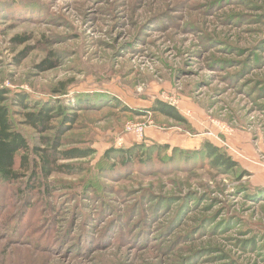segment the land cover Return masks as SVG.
<instances>
[{
	"label": "rangeland",
	"instance_id": "rangeland-1",
	"mask_svg": "<svg viewBox=\"0 0 264 264\" xmlns=\"http://www.w3.org/2000/svg\"><path fill=\"white\" fill-rule=\"evenodd\" d=\"M0 87L31 144L17 94L76 114L45 133L61 150L95 149L50 193L3 184L0 264H264V0H0ZM206 143L237 165L173 151Z\"/></svg>",
	"mask_w": 264,
	"mask_h": 264
},
{
	"label": "trees",
	"instance_id": "trees-1",
	"mask_svg": "<svg viewBox=\"0 0 264 264\" xmlns=\"http://www.w3.org/2000/svg\"><path fill=\"white\" fill-rule=\"evenodd\" d=\"M14 40L18 41L19 44H24L29 41V38L20 36L16 37ZM26 56L27 53H23L21 59L26 58ZM58 65H60L58 62L45 60L41 64V67L42 69L48 70ZM59 91L63 92L64 90L60 89ZM10 93L9 88L0 87V188H4L3 184H15L19 181L26 180V189L28 191L34 192L40 189L43 190L44 193H50L52 188H49L50 182L48 181L51 179L52 175L56 172L66 171L67 169V165L58 163L59 159L87 157L92 155L95 149L87 147L61 150L62 137L59 135L53 138L51 136H46L45 133L54 128V121L60 117L63 119L61 128L64 127V124L67 122H75L76 114L69 115L66 112L69 108L58 106L55 103H32L27 93L17 94L13 96V103L22 109L18 111L24 121L22 124L34 129L40 135L37 141L41 143V146H38V144H31L29 137L17 127V123L13 118L14 113L8 104ZM126 109L128 110V108ZM155 110L176 121H185L178 109L170 104L158 103ZM164 147L166 149L169 148L168 145ZM134 148H137V146L134 145L133 148L124 150L122 158L128 160L132 156ZM116 150L122 152L123 149L120 150V148H116ZM175 150L185 152L188 155L190 154V156L204 153V155L210 156L212 164L214 163L219 167H225L227 169H232L237 165V162L233 160L231 156L210 143H206L193 150L174 148L173 151ZM171 156L172 154H170V157ZM18 191L19 193H23L22 190ZM2 203L3 196L2 193H0V209L3 207ZM28 208L29 207L23 209L22 216L21 214L17 216V219L21 216V220L18 219L19 226L22 225L21 222L25 215L24 210Z\"/></svg>",
	"mask_w": 264,
	"mask_h": 264
},
{
	"label": "crops",
	"instance_id": "crops-1",
	"mask_svg": "<svg viewBox=\"0 0 264 264\" xmlns=\"http://www.w3.org/2000/svg\"><path fill=\"white\" fill-rule=\"evenodd\" d=\"M238 144H240V142H238V141H236ZM190 143H192V142H188V144H190ZM187 144V145H188ZM247 143L246 142H244V149H246L247 151H248V149H247V145H246ZM200 145V144H199ZM199 145H194V146H197V147H199ZM249 145V144H248ZM193 146V147H194ZM237 147H239L238 145H236ZM241 147V146H240ZM239 147V148H240ZM245 150V151H246ZM246 151V152H247ZM248 167V168H247ZM246 168L249 170L250 169V173H253L254 175H253V186H255V187H258V186H261V185H264V174L262 173V172H255V169L253 168V165H248Z\"/></svg>",
	"mask_w": 264,
	"mask_h": 264
}]
</instances>
